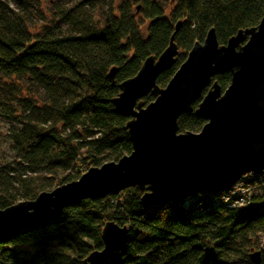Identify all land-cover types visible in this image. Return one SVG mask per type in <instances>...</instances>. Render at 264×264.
<instances>
[{
	"label": "trees",
	"instance_id": "obj_1",
	"mask_svg": "<svg viewBox=\"0 0 264 264\" xmlns=\"http://www.w3.org/2000/svg\"><path fill=\"white\" fill-rule=\"evenodd\" d=\"M166 2L167 15L158 0H138L134 10L131 1L115 0L54 6L47 24L31 34L25 8L12 10L0 0V124H9L10 154L0 160V209L131 151L128 118L114 111L112 100L119 84L147 57H157L171 37L176 62L157 76L159 87L209 29L225 44L238 30L256 26L264 12V0ZM213 80L223 90L230 73ZM203 124L193 113L177 118L178 132H198ZM221 194L200 193L186 206L151 208L142 206L136 188L77 200L49 220L0 238V264H81L102 248L108 221L126 227L128 235L102 264H252L249 252L257 236L264 239V185L243 208L215 204ZM259 252L264 264V250Z\"/></svg>",
	"mask_w": 264,
	"mask_h": 264
},
{
	"label": "water",
	"instance_id": "obj_2",
	"mask_svg": "<svg viewBox=\"0 0 264 264\" xmlns=\"http://www.w3.org/2000/svg\"><path fill=\"white\" fill-rule=\"evenodd\" d=\"M177 53L171 37L157 57H147L133 77L119 84L112 104L128 118L124 130L131 151L0 209V238L49 220L77 200L136 188L145 208L178 205L200 193L223 192L244 174L264 171V12L256 26L238 30L225 44L209 29L159 87L157 76L174 65ZM223 73H230V80L221 90L213 78ZM147 95L153 99L145 104ZM184 113L204 121L198 132H178L177 118ZM127 235L126 227L106 222L102 248L81 264L104 263L123 247ZM249 260L259 264L260 252L249 253Z\"/></svg>",
	"mask_w": 264,
	"mask_h": 264
},
{
	"label": "rangeland",
	"instance_id": "obj_3",
	"mask_svg": "<svg viewBox=\"0 0 264 264\" xmlns=\"http://www.w3.org/2000/svg\"><path fill=\"white\" fill-rule=\"evenodd\" d=\"M8 3V6L12 10H18V7H24L25 12L28 17L27 27L31 34L38 33L41 25L47 24V21L50 19L51 12L54 10V6H59L64 9H71L74 5L78 4L83 0H38L37 2H33L31 0H1ZM100 3H103L104 0H95ZM131 1L133 10L138 4V0H115V4H122L124 2ZM159 3L165 8L166 15L169 13V4H167L166 0H158ZM148 23L142 25L141 30L143 34H145L146 27ZM205 91V90H204ZM26 93V92H25ZM204 93V92H203ZM9 124L1 123L0 124V160L9 158L10 154L8 151V145L5 139V132ZM49 191V190H48ZM14 194V191L11 192ZM17 200H20V196L16 197ZM264 250V239L262 236H257L256 238V248H253L251 252ZM249 252V253H251ZM27 255V253H23ZM261 262V261H260Z\"/></svg>",
	"mask_w": 264,
	"mask_h": 264
},
{
	"label": "built area",
	"instance_id": "obj_4",
	"mask_svg": "<svg viewBox=\"0 0 264 264\" xmlns=\"http://www.w3.org/2000/svg\"><path fill=\"white\" fill-rule=\"evenodd\" d=\"M263 185L264 171L257 175L244 174L232 187L222 192L215 204H223L228 208H243L250 204L252 196L258 194ZM190 198L185 199L183 205H188Z\"/></svg>",
	"mask_w": 264,
	"mask_h": 264
}]
</instances>
